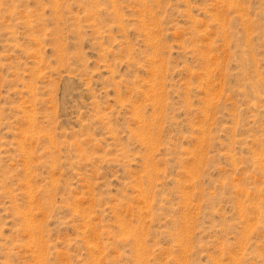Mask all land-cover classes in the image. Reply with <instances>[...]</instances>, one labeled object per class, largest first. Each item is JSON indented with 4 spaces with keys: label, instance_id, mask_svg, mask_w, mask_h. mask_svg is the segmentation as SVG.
Instances as JSON below:
<instances>
[{
    "label": "rangeland",
    "instance_id": "rangeland-1",
    "mask_svg": "<svg viewBox=\"0 0 264 264\" xmlns=\"http://www.w3.org/2000/svg\"><path fill=\"white\" fill-rule=\"evenodd\" d=\"M0 264H264V0H0Z\"/></svg>",
    "mask_w": 264,
    "mask_h": 264
}]
</instances>
